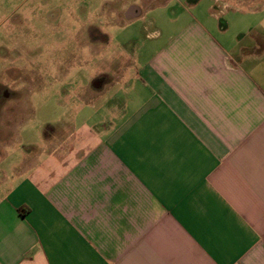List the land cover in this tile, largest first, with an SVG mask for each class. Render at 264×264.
<instances>
[{
  "label": "crops",
  "instance_id": "obj_1",
  "mask_svg": "<svg viewBox=\"0 0 264 264\" xmlns=\"http://www.w3.org/2000/svg\"><path fill=\"white\" fill-rule=\"evenodd\" d=\"M208 11L149 20L96 119L0 168V264H264V16Z\"/></svg>",
  "mask_w": 264,
  "mask_h": 264
},
{
  "label": "rangeland",
  "instance_id": "obj_2",
  "mask_svg": "<svg viewBox=\"0 0 264 264\" xmlns=\"http://www.w3.org/2000/svg\"><path fill=\"white\" fill-rule=\"evenodd\" d=\"M119 1L0 0V81L19 91L17 102H5L0 122L1 127L13 128L15 133L14 139L6 140L10 143L4 145L5 159L0 163L7 175L11 172L7 169L10 161L17 164L29 156L27 149L47 144L46 132L60 137L71 128L79 129L89 117L96 119L101 103L92 96L100 84H92L98 76L94 71L130 63L126 52L132 43L131 34L139 38L140 33L135 32L142 27L147 26V31L159 29V24H149V20L157 22L173 14L204 18L209 14L208 6H212L220 21L236 16L254 21L264 16L255 10V3L244 4L240 0H121V5L137 4L143 9L140 18L126 22L121 13L117 19L114 17ZM192 3L194 6L185 12L183 7ZM37 6L42 13L33 16L32 10ZM57 10L60 18L44 16L47 11ZM95 26L111 35L112 40L89 39L87 30ZM230 31L244 32L246 27L232 23Z\"/></svg>",
  "mask_w": 264,
  "mask_h": 264
},
{
  "label": "flooded vegetation",
  "instance_id": "obj_3",
  "mask_svg": "<svg viewBox=\"0 0 264 264\" xmlns=\"http://www.w3.org/2000/svg\"><path fill=\"white\" fill-rule=\"evenodd\" d=\"M40 5V4H39ZM41 7V6H40ZM42 13V9L39 8V6H37L36 9H33L32 10V13H33V16H36L38 15V13ZM40 13V14H41ZM58 13V16H56ZM46 18L50 19H53L54 17L55 18H60L61 17V12H59V10L56 11V13L50 11V12H46V14L44 15ZM53 21V20H52ZM87 33H88V38L89 39H93V40H99V41H105V37L101 31L99 30V28H97L96 26L95 27H92V28H89L87 30ZM84 34V33H83ZM13 51H15V48L12 49ZM14 69L15 71H17L16 69L17 68H12ZM105 76H100L98 75L92 82L93 86H96L97 83H101L103 81H105ZM19 99V91H14V90H11L10 88H8V86L0 81V122H1V119L4 117V108H5V102L6 101H13V102H17ZM10 103V102H9ZM5 131L4 129H2L1 125H0V138L3 137L2 136V133L3 131Z\"/></svg>",
  "mask_w": 264,
  "mask_h": 264
}]
</instances>
